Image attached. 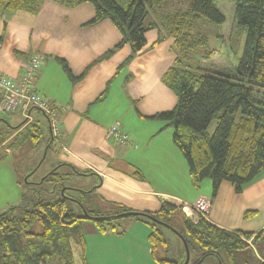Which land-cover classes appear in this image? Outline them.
<instances>
[{
    "label": "trees",
    "instance_id": "1",
    "mask_svg": "<svg viewBox=\"0 0 264 264\" xmlns=\"http://www.w3.org/2000/svg\"><path fill=\"white\" fill-rule=\"evenodd\" d=\"M163 1L165 0H0V18L5 13L19 10L37 15L47 2H55L66 8H77L85 3H91L95 13L87 25L110 20L123 35L119 47L130 45L132 48V53L121 64L119 70L128 65L147 45V32L157 29L164 36L170 37L176 57L164 73L163 82L173 90L178 100L172 110L162 112L157 117L172 125L173 140L188 162L192 183L195 186L199 187L205 178L211 177L214 196L224 180L231 181L238 191H242L243 184L264 170V97L257 93L259 87H264V0H233L236 2L233 20L235 26H238L237 31L239 32L243 26L247 29L245 51L238 62V77L210 72L203 66L204 62L213 58L218 49L211 47L210 37L199 31L201 22L207 20L223 27L227 21L223 9L217 5V0H191L188 10H178L159 17L155 6L160 7ZM154 11H157V14ZM150 13L155 14L156 20L149 17ZM231 36L233 37V33ZM218 37L223 39L224 36L219 34ZM3 38V35L0 36V42ZM110 53H113V50ZM35 55H40L42 59L40 67L33 74L32 90L49 100L51 108L61 121L60 140L65 143L62 139V113L67 110V106L51 102L38 91L36 77L44 65L45 56L40 52L34 53L26 64ZM195 55H198L199 59ZM193 60L196 62L195 65L192 63ZM60 62L65 71L72 75L66 61L60 59ZM25 74L24 67L20 83ZM32 109L42 111L48 118L51 141L55 149L66 151L53 136L49 114L34 106L28 109L29 116L21 109L25 120L23 119L24 121L16 127L12 126L17 128L22 125L16 134L9 135L1 141L0 132V145L6 143L8 146L13 136L16 137L30 126L34 132V142L37 143L41 129L36 124L38 122L35 123L31 119ZM118 124L122 131L126 132L121 124ZM130 139L134 142L131 136ZM132 145L137 144L134 142ZM71 167L76 169L74 166H68L67 171H71ZM135 174L141 175L139 170H136ZM80 175L84 173L80 172ZM50 178L62 181L57 169L52 170L45 180ZM89 190L81 191V198L75 197L85 208L86 217L81 216L75 209L76 213L70 200L63 197L52 201L38 197L31 206L21 207L23 210L20 215L14 214L16 207L0 213V264H50V260L55 256L60 257L58 264H77L73 244L83 245L85 238L79 235L76 224L81 219L91 218L96 221V229L101 234L109 232L121 234L124 230L120 231L117 226L121 224L117 225L116 222L127 212L149 214L171 226L170 220L179 214L188 237L205 249L203 257L219 250H226L234 257L235 252L250 245V240L253 245L255 241L264 237V229L258 233L231 231L203 217L194 221L181 206L170 203H164L161 209L154 212L135 211L118 203H110L106 211L95 209L90 206L87 198L95 188ZM254 213L247 211L246 217ZM131 216L149 220L147 223L151 227V232L148 242L160 264L184 262L159 256L161 248L169 247L160 228L163 225L144 214ZM36 224L41 226L39 231L33 230ZM180 234L190 246L187 236L181 232ZM81 264H87V258H83Z\"/></svg>",
    "mask_w": 264,
    "mask_h": 264
},
{
    "label": "crops",
    "instance_id": "2",
    "mask_svg": "<svg viewBox=\"0 0 264 264\" xmlns=\"http://www.w3.org/2000/svg\"><path fill=\"white\" fill-rule=\"evenodd\" d=\"M94 13V7L86 3L66 8L47 2L37 15L19 10L0 18V36L4 37L0 42V75L20 83L27 60L40 52L45 58L36 77L37 89L51 102L67 106L62 113V139L67 151L56 148L59 152L52 158L50 168L64 163L84 173L88 184L84 188H95L87 197L95 209L106 211L110 203H118L135 211L154 212L164 203H193L205 195L211 200L210 220L217 226L231 231L263 230L264 188L257 186L254 200L242 217L224 221L223 214L216 213L218 196L214 200L208 190L192 183L188 162L173 140L172 125L157 117L172 110L178 100L163 82L164 73L175 60L170 37L157 29L147 32V45L119 70L132 48L119 47L123 35L110 20L87 25ZM232 33L224 35L225 44ZM60 59L66 61L72 75L65 71ZM9 113L12 121L6 117L1 120L13 127L25 118L18 110ZM30 114L33 122L44 123L41 114L33 109ZM115 123L121 124L136 146L108 136L109 127ZM7 155H13V151ZM247 211L255 213L246 217ZM134 223L129 220L127 225ZM149 234L137 240L135 246L141 251L145 242L151 261ZM73 250L76 263L81 264L89 252L87 241L83 245L74 243ZM140 257L131 256L128 262L137 263ZM258 259L263 260V255L258 253Z\"/></svg>",
    "mask_w": 264,
    "mask_h": 264
},
{
    "label": "rangeland",
    "instance_id": "3",
    "mask_svg": "<svg viewBox=\"0 0 264 264\" xmlns=\"http://www.w3.org/2000/svg\"><path fill=\"white\" fill-rule=\"evenodd\" d=\"M190 3L191 0H165L160 7L157 5L155 8L158 10V16L162 17L165 14L174 13L178 10H188ZM86 4L93 7L91 3ZM234 4L236 5V2L233 0H217V5L221 10L223 9L222 11L227 17L226 23L222 27L217 23L205 20L201 22L199 31L210 37L211 47L218 49L213 58L204 62L203 66L210 72H219L238 77V62L245 51L247 29L243 26L239 32L237 31L238 26H235L233 20ZM154 13L157 14V11H154ZM154 13H150L149 17L156 20ZM230 31H233V37H229L230 41L224 44V38H219L218 35L228 36ZM156 33L157 31L154 32V34ZM174 56L176 57V53H174ZM195 56L199 59L198 55ZM192 63L193 65L196 64L194 60ZM257 90H259L257 93H260L261 97H264V87H259ZM18 111L21 112V109L19 108ZM33 112L41 114L44 118V123L35 122L41 129V135L37 143L34 142V132L30 126L21 134L11 138L8 147L13 151V155L0 157V213L16 207L14 214L20 215L23 210L21 207L31 206L38 197L50 201L63 197L70 200L74 211L76 209L81 216L86 217L85 208L77 198H81V191H87L93 188L85 189L84 187H88L84 179L85 177L80 175V172L76 169L74 170L72 167L71 171H67L68 167L66 165H57L50 168L52 158L59 151L55 149L51 141L52 136L48 118L38 109H33ZM9 114V112L0 113V118L6 117L12 121ZM20 127L22 125L17 128H12L7 121L0 120V132H2L1 141L9 135L16 134V131ZM7 149L6 143L1 144L0 154L6 155L10 153L11 150L8 149V151ZM55 169L61 174L62 181L59 182L51 178L45 180L47 175ZM249 185H252L250 189L243 193V190L238 191L231 181L224 180L216 196H214L211 177L205 178L200 183L201 188L208 190L214 200L218 196L216 213L223 214L224 221L228 217L231 219L235 218L236 221L242 217L247 209V205L254 200L252 196L256 194L257 186H259L260 190L264 188V170L257 174L251 181L243 184L242 187L245 189ZM94 201L96 202V200ZM177 203L178 206L183 208L182 202L179 201ZM129 220L135 222L134 225H127ZM147 222L149 220L139 217H123L117 220L116 224H121L117 227L120 231L124 230V232L121 235L117 234L109 237L100 234L97 230L95 231L97 223L94 219H81L76 224V227L79 230V235L81 237L83 236L88 243L89 252L86 257L87 264H160L154 254L151 261H149L150 255H146L147 249L145 248V242L143 243L141 251L135 246L137 240L151 232V227ZM170 223L172 224L170 227H160L169 243L168 248L160 249L159 256L161 258L181 262L186 260L187 250L183 236L180 234L181 232L190 241V261L188 264H262L264 260L258 259V253L264 256V237H262L255 241L253 245L249 242L250 245L248 247L235 252V258L231 257L232 254L230 252L219 250L217 253L206 256L203 262L200 263L201 258L205 255V249L199 247L188 237L181 216L179 214L175 215L173 220H170ZM231 223L234 222L232 221ZM40 229L41 226L39 224H36L33 228L34 231H39ZM134 255L142 256L140 257V261L137 263L128 262L129 258ZM59 260L60 257L55 256L54 259L50 260V264H58L60 263Z\"/></svg>",
    "mask_w": 264,
    "mask_h": 264
},
{
    "label": "built area",
    "instance_id": "4",
    "mask_svg": "<svg viewBox=\"0 0 264 264\" xmlns=\"http://www.w3.org/2000/svg\"><path fill=\"white\" fill-rule=\"evenodd\" d=\"M42 57L35 55L25 65V77L20 84L12 79L0 75V110L2 112L16 111L22 109L25 115L31 106L46 111L51 118L53 136L57 139L60 146L67 151V144L62 143L61 138V121L57 118L55 111L50 106L49 100L38 95L33 88V74L41 65ZM29 116V115H28ZM108 136L114 138L117 142L126 144L134 143L127 132L122 131L118 123L113 124L108 129ZM186 202V203H185ZM185 203V205H184ZM184 212L194 221H198L201 217L210 221L209 212L211 200L205 195H200L193 203L183 201Z\"/></svg>",
    "mask_w": 264,
    "mask_h": 264
},
{
    "label": "water",
    "instance_id": "5",
    "mask_svg": "<svg viewBox=\"0 0 264 264\" xmlns=\"http://www.w3.org/2000/svg\"><path fill=\"white\" fill-rule=\"evenodd\" d=\"M143 214L145 216L149 217L151 220H153V221H155L157 223H160L163 226H168V227L171 226L170 224H168L166 222H163V221L159 220L158 218H156V217H154L152 215L145 214V213H142V212H127V213L122 214V216L125 217V216H129V215L131 216V215H143ZM183 239H184V242H185V245H186V250H187V256H186V260L184 261V264H188L189 261H190V248H189V245H188L186 239L185 238H183ZM203 259L204 258L201 259L200 263L203 261ZM262 264H264V261L262 262Z\"/></svg>",
    "mask_w": 264,
    "mask_h": 264
},
{
    "label": "flooded vegetation",
    "instance_id": "6",
    "mask_svg": "<svg viewBox=\"0 0 264 264\" xmlns=\"http://www.w3.org/2000/svg\"><path fill=\"white\" fill-rule=\"evenodd\" d=\"M203 258L205 259V257H203ZM201 259H202V258H201ZM204 259H203V260H204ZM200 261H201V260H200ZM202 262H203V261H202Z\"/></svg>",
    "mask_w": 264,
    "mask_h": 264
}]
</instances>
